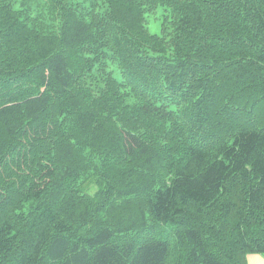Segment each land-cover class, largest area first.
I'll return each instance as SVG.
<instances>
[{
    "label": "trees",
    "instance_id": "1",
    "mask_svg": "<svg viewBox=\"0 0 264 264\" xmlns=\"http://www.w3.org/2000/svg\"><path fill=\"white\" fill-rule=\"evenodd\" d=\"M253 252L264 0H0V264Z\"/></svg>",
    "mask_w": 264,
    "mask_h": 264
},
{
    "label": "rangeland",
    "instance_id": "2",
    "mask_svg": "<svg viewBox=\"0 0 264 264\" xmlns=\"http://www.w3.org/2000/svg\"><path fill=\"white\" fill-rule=\"evenodd\" d=\"M161 26V20L153 18L152 15L148 18L147 28L152 33H159ZM247 264H264V254L250 253L247 255Z\"/></svg>",
    "mask_w": 264,
    "mask_h": 264
}]
</instances>
